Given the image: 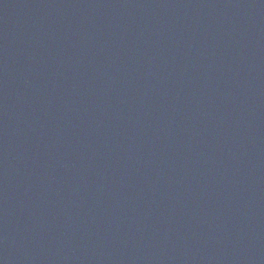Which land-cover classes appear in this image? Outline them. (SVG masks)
Here are the masks:
<instances>
[{"label":"water","instance_id":"water-1","mask_svg":"<svg viewBox=\"0 0 264 264\" xmlns=\"http://www.w3.org/2000/svg\"><path fill=\"white\" fill-rule=\"evenodd\" d=\"M0 264H264V0H0Z\"/></svg>","mask_w":264,"mask_h":264}]
</instances>
